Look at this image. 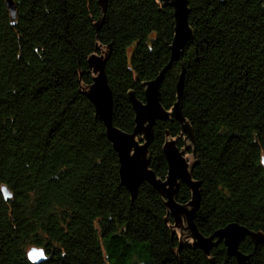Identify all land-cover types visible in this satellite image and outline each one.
<instances>
[{
    "label": "trees",
    "instance_id": "1",
    "mask_svg": "<svg viewBox=\"0 0 264 264\" xmlns=\"http://www.w3.org/2000/svg\"><path fill=\"white\" fill-rule=\"evenodd\" d=\"M0 0V264H236L223 243L209 255L175 229L164 197L148 184L135 200L87 94L90 59H104L112 125L134 131L131 100L168 65L175 10L170 1ZM190 39L165 72L159 104L170 112L184 71L182 115L190 126L200 185L192 216L203 237L232 224L264 236V0H186ZM98 27V30H97ZM144 134L143 131L141 132ZM149 169L164 180L167 140L181 127L157 121ZM140 138V137H139ZM2 188L11 194L9 200ZM191 201L187 185L174 195ZM264 264V245H239Z\"/></svg>",
    "mask_w": 264,
    "mask_h": 264
},
{
    "label": "water",
    "instance_id": "2",
    "mask_svg": "<svg viewBox=\"0 0 264 264\" xmlns=\"http://www.w3.org/2000/svg\"><path fill=\"white\" fill-rule=\"evenodd\" d=\"M97 1L102 9L103 14H105L107 0ZM162 1H170L175 10L176 29L174 41L172 42L171 46V57L168 65L160 73L157 79L147 84L145 103L141 104L131 100L135 113L136 125L132 135H126L114 128L112 125V94L104 75L105 61L104 59L102 60V58H92L89 61V68L92 70L95 78L93 80V86L88 91L87 98L94 107L96 117L100 122L103 123L106 130L107 139L112 144L113 149L118 155L120 182L121 185L126 188L130 196L134 199L139 187L145 183L157 190H161V194L166 197L167 200L166 207L170 209L171 217L174 219L178 227L181 223L179 216L181 214L185 215L187 230L190 231V238L192 239V244L195 248L200 249L205 254H208L215 245L223 242L227 255L229 257L235 258L237 264H251L249 257L242 255L238 251V246L246 237L251 238L255 246L264 245L263 235L259 233L253 234L246 228L232 224L226 227V230L224 229L225 231H217L209 239H204L202 236H200V234H198V231L193 225V213L191 212L187 215L184 207L178 206L172 200L176 193L175 190L177 185L179 183L187 185L192 191V201L188 206L193 208L195 212L199 203L198 190L200 188V185L192 183L188 173V165L186 162H184L181 154L173 146V144L165 145L163 150L168 165V176L166 178V182L162 183L160 180H157L153 172L148 168V160L146 159V155L147 148L151 142L152 127L156 121H164L168 118V116H166V112H164V110L161 108L158 101L159 87L165 72L173 63L180 60L183 48L190 39V30L187 24L188 7L186 0ZM6 6L10 12L11 20L14 21L16 17L14 4L12 1L8 0ZM183 81L184 72L182 71L176 84L177 102L175 103L170 115L180 124L181 131L187 135V139L192 140V131L189 125L185 122L181 113ZM145 124H147V127L144 129L143 126ZM142 131L146 136L147 143L143 147H139L135 138L140 135ZM262 164L264 165V156L262 157ZM170 194L173 195L172 198ZM2 195L6 201L11 198V194L6 188H2ZM215 239H217V242L214 243L213 241ZM29 254L28 258L31 262H33L32 259L35 258H32L34 255L43 261V254L41 251L31 250Z\"/></svg>",
    "mask_w": 264,
    "mask_h": 264
},
{
    "label": "rangeland",
    "instance_id": "3",
    "mask_svg": "<svg viewBox=\"0 0 264 264\" xmlns=\"http://www.w3.org/2000/svg\"><path fill=\"white\" fill-rule=\"evenodd\" d=\"M16 12V11H15ZM16 16V15H15ZM188 24V23H187ZM189 28V27H188ZM190 30V29H189ZM187 45V44H186ZM186 45L184 46V48L186 47ZM183 48V49H184ZM182 51V50H181ZM184 72V71H183ZM160 89V88H159ZM159 99V98H158ZM182 99V98H181ZM176 102H177V100H176ZM175 105V104H174ZM132 108H133V106H132ZM173 108H174V106H173ZM172 108V109H173ZM172 113V110L170 111V112H167L166 114V116H168V118L167 119H171V120H173L174 122H176L177 124H179L175 119H173L172 118V116L170 115ZM181 113H182V109H181ZM166 120V119H165ZM157 122V121H156ZM155 122V123H156ZM180 125V124H179ZM136 126V125H135ZM144 129L147 127V124H145L144 126ZM154 127V126H153ZM153 127H152V129H153ZM181 127V126H180ZM190 127V126H189ZM134 130H135V128H134ZM134 132V131H133ZM145 132V131H144ZM151 133H152V130H151ZM129 135H132V134H129ZM152 135V134H151ZM181 135H182V140H183V146L181 145V147H177V145H176V143H177V140L176 139H171V140H167V142H166V144L165 145H167V144H173V146L178 150V152L181 154V156H182V159L184 160V162H186V164L188 165V173H189V176H190V173H191V171H192V169H193V167H194V163L193 162H195L196 161V157L194 156V154H195V152H194V141H193V137H192V140H188L187 139V135L185 134V133H183L182 131H181ZM140 137V138H139ZM135 140H136V142L138 143V145H139V147H143L146 143H147V141H146V136H145V134H143L142 135V133L140 134V135H138L136 138H135ZM152 142H153V135H152V137H151V142H150V144H149V146H148V148H147V155H146V159L149 161V159H148V149H149V147L151 146V144H152ZM165 145H164V147H165ZM164 147L162 148V154H163V156H164V153H163V150H164ZM118 156V155H117ZM164 158H165V156H164ZM145 159V158H144ZM165 161H166V158H165ZM167 163V162H166ZM168 166V165H167ZM148 168H149V162H148ZM150 170V169H149ZM167 176H168V173H167ZM167 176H166V178H167ZM166 178L164 179V180H160V179H157V180H160L162 183H164V182H166ZM191 179V178H190ZM193 183V182H192ZM180 184V183H179ZM178 184V185H179ZM196 184H198V183H196ZM178 185H177V187H178ZM199 185V184H198ZM125 188V187H124ZM167 189H169L168 187H166ZM126 189V188H125ZM152 189H154L157 193H159V194H161V190H157V189H155V188H153L152 187ZM190 189V188H189ZM176 191V190H175ZM190 191H191V189H190ZM199 197H200V188H199ZM1 192H2V190H1ZM162 195V194H161ZM171 195V194H170ZM163 196V195H162ZM165 196H166V194H165ZM172 196L173 195H171V198H172ZM4 197V196H3ZM131 197V196H130ZM136 197V196H135ZM164 197V196H163ZM164 199H165V201L167 202V200H166V197H164ZM174 199V196H173V198H172V200ZM131 200H135V198L133 199L132 197H131ZM174 201V200H173ZM191 201H192V191H191ZM190 201V202H191ZM166 204V203H165ZM189 205V204H188ZM186 206V207H184V206H181V207H184V210H185V212L187 213V215H188V213H193V215H194V213L197 211H195L194 212V209L193 208H191L190 206ZM168 209V208H167ZM168 212L170 213V215H171V211H170V209H168ZM180 218V221H181V223L179 224V227L176 225V223H175V229H177V231H179V233H180V231L182 232V235L184 236L183 238H186V239H188L189 241H191L192 242V239L190 238V236H191V234H190V231H188L187 230V224H186V217H185V215H180L179 216ZM237 225V224H236ZM238 226H240V225H238ZM228 227V226H227ZM242 227V226H241ZM226 228V227H225ZM225 228H223V229H221V230H223V231H225L226 229ZM244 228V227H243ZM225 229V230H224ZM221 230H219V231H221ZM249 232H251V233H253V234H257V233H255V232H253V231H250V230H248ZM216 233V232H215ZM214 233V234H215ZM199 234V233H198ZM213 234V235H214ZM260 234V233H259ZM213 235H211V236H208V237H203L202 235H200V236H202L204 239H209L210 237H212ZM247 238H249V237H246V238H244V240L245 239H247ZM250 240H251V242L253 243V240L251 239V238H249ZM243 240V241H244ZM242 241V242H243ZM214 243L215 242H217V239H215L214 241H213ZM241 242V243H242ZM221 243H223V242H221ZM240 243V244H241ZM239 244V245H240ZM218 245V244H217ZM217 245H215V246H217ZM224 245V244H223ZM214 246V247H215ZM225 247V246H224ZM226 249V248H225ZM200 250V249H199ZM212 250V249H211ZM210 250V251H211ZM210 251H209V253H210ZM238 251H239V246H238ZM203 252V251H202ZM240 252V251H239ZM29 253H30V251H29ZM209 253L208 254H206V255H209ZM241 253V252H240ZM242 255H244V256H246V257H249V261H250V263L251 264H253L252 262H251V258H250V256L249 255H245V254H243V253H241ZM30 255V254H29ZM226 255H227V253H226ZM28 257V256H27ZM35 257V258H34ZM227 257H229L228 255H227ZM32 258H34V259H32V261L33 262H31L32 264H40V263H42V260L39 258V257H36L35 255L32 257ZM229 258H232V259H234L235 260V258H233V257H229ZM29 259V258H28ZM235 262H236V260H235ZM236 264H237V262H236Z\"/></svg>",
    "mask_w": 264,
    "mask_h": 264
}]
</instances>
